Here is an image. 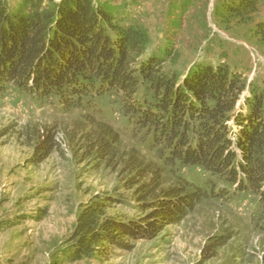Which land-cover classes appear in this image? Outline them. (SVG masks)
Masks as SVG:
<instances>
[{
    "label": "trees",
    "instance_id": "trees-1",
    "mask_svg": "<svg viewBox=\"0 0 264 264\" xmlns=\"http://www.w3.org/2000/svg\"><path fill=\"white\" fill-rule=\"evenodd\" d=\"M110 1L0 0V90L13 84L67 108L113 99L166 165L200 171L206 179L175 171L177 184L164 187L158 169L131 155L125 170L152 175L138 186L145 215L127 221L107 216V202L96 194L78 213L68 240L71 259L130 249L125 239H152L203 200L231 191L257 197L264 231V82L245 77L218 34L212 41L223 54L194 60L182 72L167 70L165 63H175L178 55L173 37L181 20L167 19L170 34L154 44L145 24ZM180 1L170 5L183 14L191 0ZM212 9L215 24L227 31L248 24L250 40L264 52V0H214ZM116 142L115 134L112 142H97L102 157L114 153ZM40 144L42 157L49 155L57 147L53 132ZM228 237L213 235L210 254Z\"/></svg>",
    "mask_w": 264,
    "mask_h": 264
},
{
    "label": "rangeland",
    "instance_id": "rangeland-1",
    "mask_svg": "<svg viewBox=\"0 0 264 264\" xmlns=\"http://www.w3.org/2000/svg\"><path fill=\"white\" fill-rule=\"evenodd\" d=\"M130 1L110 2L145 24L154 44L170 34L167 19L181 20L173 37L178 55L175 63H165L167 70L182 72L194 60L227 52L246 78L264 82V52L250 40L249 25L234 24L229 31L218 27L211 16L214 0H191L183 14L170 5L171 0H135L126 7ZM216 34L227 39L224 52L212 41ZM47 131L53 132L57 147L42 157L38 150ZM113 134L118 136L114 153L102 157L97 142H112ZM131 155L141 166L158 169L164 187L177 184L175 171L206 179L200 171L166 165L113 99L67 108L57 100L22 93L13 84L0 90V264H264L257 197L232 191L223 198L203 200L152 239H125L130 249L113 247L93 257L71 259L68 240L78 213L96 194L106 200L107 216L127 221L145 215L137 199L138 186L152 175L125 170ZM213 235L220 240L229 237L210 254Z\"/></svg>",
    "mask_w": 264,
    "mask_h": 264
}]
</instances>
